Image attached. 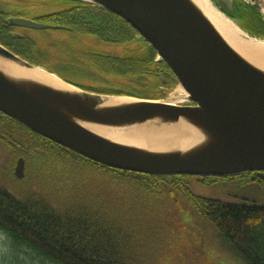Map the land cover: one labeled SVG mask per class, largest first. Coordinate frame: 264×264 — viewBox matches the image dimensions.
<instances>
[{
	"label": "trees",
	"instance_id": "16d2710c",
	"mask_svg": "<svg viewBox=\"0 0 264 264\" xmlns=\"http://www.w3.org/2000/svg\"><path fill=\"white\" fill-rule=\"evenodd\" d=\"M0 6L3 17L22 15L61 27L29 32L28 37L13 40L9 50L22 60L84 91L155 101L166 98L160 88L169 86L164 81L167 66L119 17L72 0H0ZM226 14L252 37L264 38L263 17L249 4L240 3L232 14ZM53 34H63L64 38L60 41ZM81 36L120 45L123 50L111 57L97 56L86 46L72 43L71 39ZM79 51L87 62L80 61ZM59 66L64 69L82 66L90 69L87 74L91 76H96L92 70L95 67L103 77H112L113 83L123 89L76 83L63 76ZM88 75L85 77L90 82L97 83ZM127 81L139 88L124 86ZM1 154H5L3 166L9 169L8 176L14 178L13 167L23 159L27 173L29 167L34 168V172L28 173H35L31 181L38 180L21 194H14L0 184V231L14 245L52 264H144L140 252L145 248L143 236L148 230L132 212L141 207L140 202L169 193L180 194L193 202L221 250L241 264H264V180L254 173L225 178L154 177L111 170L59 147L0 113ZM53 161L58 163L60 171L50 167ZM67 168L105 179V190L126 194L127 204H111L78 185V189H70L71 184L61 174ZM38 171L47 175L44 179H49L42 186ZM67 172L72 177L76 173ZM57 179L64 186L53 188L51 181ZM74 180L86 181L78 177ZM92 191L102 190L97 185ZM121 211L125 212L123 218Z\"/></svg>",
	"mask_w": 264,
	"mask_h": 264
},
{
	"label": "water",
	"instance_id": "95a60500",
	"mask_svg": "<svg viewBox=\"0 0 264 264\" xmlns=\"http://www.w3.org/2000/svg\"><path fill=\"white\" fill-rule=\"evenodd\" d=\"M72 1L92 5L126 22L174 74L190 104L100 95L68 83L75 91L66 92L37 81H12L0 73L2 115L111 170L154 177L225 178L256 173L264 180V73L235 53L189 0ZM212 1L225 15L237 7L235 0ZM240 3L262 15L264 0ZM7 23L27 30L53 29L22 18ZM242 31L248 39H256ZM0 59L47 72L1 45ZM120 98L128 102H110ZM150 122L158 129L183 122L194 127L202 139L185 150L149 151L114 143L83 126L132 128ZM14 176L24 177L23 160L18 161Z\"/></svg>",
	"mask_w": 264,
	"mask_h": 264
},
{
	"label": "rangeland",
	"instance_id": "374dc122",
	"mask_svg": "<svg viewBox=\"0 0 264 264\" xmlns=\"http://www.w3.org/2000/svg\"><path fill=\"white\" fill-rule=\"evenodd\" d=\"M242 1H235L236 5H239ZM223 6V5H221ZM1 9V6H0ZM263 17V16H262ZM55 38L62 41L64 38L63 34H53ZM137 39H142L139 35ZM72 43H78L87 47L89 52L94 53L97 56L101 57H111L115 56L117 51H122L123 48L120 45L112 44H103L96 41L93 38L87 37H77L71 39ZM88 52V53H89ZM78 54L81 56V62H87V58L82 51H79ZM95 58V57H94ZM59 70L62 75L66 78L73 80L76 83L83 85L98 87L108 86L116 87L123 89L122 86L119 87L118 84L113 83L112 77H103V73L95 67L92 68L93 72L96 73V76L88 75L90 74V69L82 68V66L75 67L73 69H64L59 66ZM166 73V81L169 86L166 85L160 88V91L166 93V98L161 99L160 101H166L172 91L179 86L178 83H175L176 77L167 67V70H164ZM88 73V74H87ZM99 74L102 76H99ZM90 76L91 81H96L97 83L90 82L85 76ZM150 80V79H148ZM114 84V85H113ZM124 86L130 88H139L134 83H129V81L124 82ZM171 87V88H170ZM190 104L189 101L180 104L187 105ZM44 156V155H43ZM46 157V156H44ZM5 154L0 155V184L5 188L13 192L14 194L23 193L26 188H30L33 184V178H35V173L29 175L28 173L34 172L33 167H29V172L25 170L24 162V177L20 180L14 176L15 166L13 167V177L8 176V168L5 169L3 166ZM46 159H48L46 157ZM50 160V159H49ZM48 161V160H47ZM53 167H57V170H61L58 167V163L54 162ZM4 167V169H1ZM41 167V166H40ZM46 168V167H43ZM76 172L75 175L70 176L67 171ZM65 170V171H64ZM80 170H75L71 168L62 169L61 174L65 177L68 184H71L70 189L78 186H81L84 189H88L87 193L91 195L103 198L109 203H124L127 204V195L118 194L115 189L105 190V179H99L89 172L81 173ZM28 178L25 179V175ZM47 175L39 172L37 177L41 179L39 182L42 186V183H45L44 179ZM79 180H86L81 183L76 182V178ZM25 179V182H24ZM61 180L57 179L51 181L53 188L56 186H64L59 184ZM78 185V186H77ZM97 185L100 186L99 192L92 191L97 188ZM219 191L218 188H215ZM221 190V189H220ZM222 191V190H221ZM141 207L134 210L132 213L136 215L137 221L148 230V234L143 236L145 248L140 252V258L144 264H241L236 258L227 252L221 250L220 245L213 239V233L210 229L208 223L199 213L197 207L193 205V202L187 198H184L182 195L177 193L164 194L158 199L147 200L140 202ZM146 208V210H144ZM121 217H124V211H121ZM127 221V217H126ZM138 236V234H136ZM146 262V263H145ZM0 264H52L44 259L38 258L36 255L30 252V250L16 246L12 243L8 236L0 231Z\"/></svg>",
	"mask_w": 264,
	"mask_h": 264
},
{
	"label": "bare ground",
	"instance_id": "6f19581e",
	"mask_svg": "<svg viewBox=\"0 0 264 264\" xmlns=\"http://www.w3.org/2000/svg\"><path fill=\"white\" fill-rule=\"evenodd\" d=\"M202 16L209 22L216 33L231 49L241 56L251 66L264 73V38L248 39L235 20L231 19L214 4L212 0H189ZM238 1V0H235ZM247 1V0H239ZM264 21V7L261 10ZM0 73L12 81H37L36 84L74 92L73 87L63 83L58 77L43 69L27 70L15 64L0 59ZM188 101V95L179 85L169 98L164 101L169 105H180ZM110 102H128L124 98L112 99ZM91 132L114 143L136 147L144 150L170 151L185 150L189 145L198 144L201 136L189 124L180 122L171 127L157 128L153 122L132 128H105L94 125H83Z\"/></svg>",
	"mask_w": 264,
	"mask_h": 264
},
{
	"label": "flooded vegetation",
	"instance_id": "af4514ba",
	"mask_svg": "<svg viewBox=\"0 0 264 264\" xmlns=\"http://www.w3.org/2000/svg\"><path fill=\"white\" fill-rule=\"evenodd\" d=\"M3 12L0 11V45L3 46L5 49L9 50L10 46H8L10 43H12L13 40H21L24 37H28L29 32H36V30H27V29H23V28H19L16 26H11L7 23V21L9 19L12 18H22V19H28V20H32L35 21L37 23H41L44 25H47L49 27H52L53 29H47V30H42V31H54V30H58L59 28L61 29V27L59 26H55L51 23H48L46 21L43 20H36L34 18H30L27 16H22V15H9L7 17H3ZM3 17V18H2ZM57 28V29H54ZM18 37H17V36ZM10 51V50H9ZM254 176L258 177L256 173H254ZM259 179V177H258ZM261 180V179H259Z\"/></svg>",
	"mask_w": 264,
	"mask_h": 264
}]
</instances>
